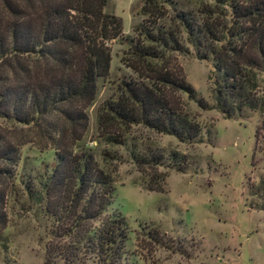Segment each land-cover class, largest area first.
I'll use <instances>...</instances> for the list:
<instances>
[{"label":"trees","instance_id":"obj_1","mask_svg":"<svg viewBox=\"0 0 264 264\" xmlns=\"http://www.w3.org/2000/svg\"><path fill=\"white\" fill-rule=\"evenodd\" d=\"M107 1L0 0V118L35 129L53 157L52 166L42 171L35 186H29L31 182L23 186L26 196L51 221L43 264L54 258L64 264L86 260L115 264L126 239L122 217L104 214L113 192L110 176L88 150L71 149L86 129L84 109L95 97L96 81L107 74V43L121 37L120 20L103 12ZM215 4L228 10L224 32L223 26L211 21ZM170 5L175 6L172 0H140L137 14L143 24L134 28L139 42L129 43L131 54L153 74L152 81L149 87L123 84V96L99 109L97 125L118 130L103 132L107 143L122 144V127L130 125L179 142L198 137V126L170 97L182 93L199 108L204 105L180 75L167 71L163 61L165 50L180 52L182 35L197 55L210 58L215 108L225 119L246 110H264V99L256 90L259 83L264 96V0H197L194 11L179 6L172 26L161 25L166 20L164 6ZM146 62L155 65L150 69ZM14 145L0 131V230L6 224L5 188L17 161ZM132 156L140 166L162 164L160 155ZM168 160L180 171L182 155L171 152ZM157 179L149 178L145 190L160 193L163 176ZM247 192L261 200L258 210H264V177Z\"/></svg>","mask_w":264,"mask_h":264},{"label":"rangeland","instance_id":"obj_2","mask_svg":"<svg viewBox=\"0 0 264 264\" xmlns=\"http://www.w3.org/2000/svg\"><path fill=\"white\" fill-rule=\"evenodd\" d=\"M172 1L175 6H164L166 20L161 25L172 26V15L179 6L194 11L197 3ZM204 4L211 7L210 2ZM139 6L140 0H108L103 9L120 20L121 37L107 43V74L96 81L95 97L84 109L86 129L71 147L88 150L110 176L113 192L104 214L119 215L126 228L115 264H264V210H258L263 203L247 192L264 177V110H246L225 119L215 108L211 60L197 55L183 35L180 52L165 50L163 61L167 71L180 75L204 105L199 108L182 93L170 97L177 99L186 118L198 126V137L179 142L130 125L122 127V144H110L103 132L118 130L97 125L99 109L123 96V84H151L153 74L131 54L129 43L139 42L134 29L143 20L137 14ZM214 9L211 21L223 26L224 32L228 10L221 4ZM147 64L150 69L155 65ZM260 89L257 83V96L264 99ZM0 131L15 144L17 153L14 175L4 194L6 224L0 230V264H43L51 221L26 196L23 186L25 182L35 186L42 171L50 169L52 151L38 140L35 129L0 118ZM171 152L184 157L180 171L169 165ZM136 153L160 155L162 164L140 166L132 158ZM162 176L160 193L145 190L149 178ZM49 264L64 263L54 258Z\"/></svg>","mask_w":264,"mask_h":264}]
</instances>
